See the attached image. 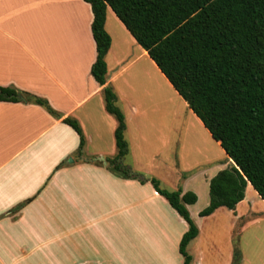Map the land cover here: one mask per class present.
<instances>
[{"label":"crops","instance_id":"0c3cea01","mask_svg":"<svg viewBox=\"0 0 264 264\" xmlns=\"http://www.w3.org/2000/svg\"><path fill=\"white\" fill-rule=\"evenodd\" d=\"M92 17L84 0H0V86L40 97L59 114L26 100H0V264H183L184 219L150 182L107 168L117 123L90 72L97 54ZM104 29L110 37L105 85L125 116L130 166L158 180L176 175L182 153L171 146L175 117L165 121L160 113L181 97L108 5ZM190 115L204 141L220 147ZM65 117L80 126V153L79 136ZM218 152L225 154L221 147ZM178 180L187 181L184 175ZM252 193L264 207L247 183L234 210L218 207L204 217L223 215L222 235L196 224L201 208L186 205L198 228L186 247L190 264H252L241 236L256 237L260 230L253 226L264 221L249 209ZM209 249L216 254L210 259Z\"/></svg>","mask_w":264,"mask_h":264},{"label":"trees","instance_id":"16d2710c","mask_svg":"<svg viewBox=\"0 0 264 264\" xmlns=\"http://www.w3.org/2000/svg\"><path fill=\"white\" fill-rule=\"evenodd\" d=\"M92 11L91 33L96 59L90 72L103 85L105 109L116 119V153L107 158V168L123 178L150 182L164 197L188 229L182 234L178 252L183 264L192 257L186 251L198 228L186 205L197 195L181 187L167 189L160 181L134 171L125 163L128 143L124 136L125 116L116 104L112 88L105 85L104 56L110 37L104 29L108 5L136 42L147 52L187 107L202 122L230 160L208 184V204L198 212L205 217L218 207L234 210L244 198L247 183L264 202V0H84ZM21 93L28 102L43 106L59 117L46 100L0 86V100L18 101ZM6 95V96H4ZM84 137L78 122L62 119Z\"/></svg>","mask_w":264,"mask_h":264},{"label":"rangeland","instance_id":"374dc122","mask_svg":"<svg viewBox=\"0 0 264 264\" xmlns=\"http://www.w3.org/2000/svg\"><path fill=\"white\" fill-rule=\"evenodd\" d=\"M182 102L183 99H178L177 97V99H175V102H173L172 104L169 103V106L166 105V110L160 113L161 116L164 117L165 121H168L169 119H171L172 121L175 117L174 124H172L170 129V133L175 136V139L171 138L174 141L171 146L176 144L177 150H181L182 165L180 169L182 170L177 171L176 175L173 176H164L163 174H160L162 175V179H159V181L161 183V186L167 189H174L178 186L181 187L182 184H184V186L186 185L187 187H189L188 189L194 191L198 197V200L193 204V207L203 209L209 201L208 183L204 182V179H209L213 175H215L219 169L228 167L230 165V160H228L224 153L218 152L220 147L215 145L214 142L212 143L208 140L204 141V133L202 129L194 126V124H191V111L189 110L187 105H183ZM166 149L173 151V148L169 145H167ZM170 156L172 157V154ZM201 160H204L207 163L195 168L196 166L194 163ZM125 163L131 165L130 156L126 157ZM131 168L134 171H138L133 167ZM141 173L145 174V172ZM181 175H184L186 177L187 181L185 183L178 180ZM246 202L250 206L249 209L251 211L257 212L258 215H264L263 204L261 203L260 199H257L254 196L253 193L248 196ZM222 217L223 215H218L212 219H207L204 221V217L196 215L195 221L196 224L202 227L204 226L203 228H206L207 230L215 229L217 233L222 235L224 230L223 225L225 224V218ZM261 225L264 226V221L259 225L253 226L256 228L258 227L260 230V233L256 237L248 238V232H243V236H241V245H246V251L247 253H249L252 264H264V234H262V232L264 231L262 227H260ZM207 251V258L209 259L213 258L216 255L212 253L211 249Z\"/></svg>","mask_w":264,"mask_h":264},{"label":"water","instance_id":"95a60500","mask_svg":"<svg viewBox=\"0 0 264 264\" xmlns=\"http://www.w3.org/2000/svg\"><path fill=\"white\" fill-rule=\"evenodd\" d=\"M4 96H6V95H4ZM10 97H14L18 101H24L25 100L24 96L21 93H16L15 95H11ZM97 159L100 160L101 162H103L104 164L106 163L104 158L101 157V156L99 158H97Z\"/></svg>","mask_w":264,"mask_h":264}]
</instances>
